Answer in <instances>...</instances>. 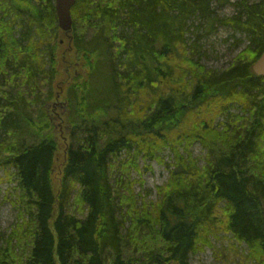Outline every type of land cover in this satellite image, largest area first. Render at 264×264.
Instances as JSON below:
<instances>
[{
  "label": "trees",
  "instance_id": "16d2710c",
  "mask_svg": "<svg viewBox=\"0 0 264 264\" xmlns=\"http://www.w3.org/2000/svg\"><path fill=\"white\" fill-rule=\"evenodd\" d=\"M71 17L67 39L53 0H0V180L17 211L0 264H190L222 240L234 264H264V0H76ZM215 25L247 43L222 71L198 47ZM152 161L168 173L156 201L132 178Z\"/></svg>",
  "mask_w": 264,
  "mask_h": 264
},
{
  "label": "rangeland",
  "instance_id": "374dc122",
  "mask_svg": "<svg viewBox=\"0 0 264 264\" xmlns=\"http://www.w3.org/2000/svg\"><path fill=\"white\" fill-rule=\"evenodd\" d=\"M236 0H229V2H233ZM250 2H254L256 0H248ZM214 17L218 19H225L234 14V9L230 5L219 6L217 3L214 4ZM57 23V22H56ZM201 38L198 42V47H200V53L205 54V57L201 60V63L210 70L222 71L227 69L229 65L232 64L234 58L239 55L240 49H244L247 45L246 39L239 32H234L232 29L227 28L221 25H215L212 32H206L205 29L200 30L198 33ZM241 39L243 43L240 45V48L234 47L236 40ZM62 44L61 46L65 49L67 48L66 38H61ZM78 69L79 66L76 65L74 70V76L78 77ZM69 70V67H68ZM66 71L68 76L67 80L72 82L73 78ZM81 74L84 76L86 71H81ZM65 84L68 83H57L56 86V96L55 100L50 104L51 105V120L53 125L55 126L57 135V141L59 145V153L62 155L65 147L68 145L67 140V131H68V116H69V108L68 103L65 101ZM67 124V125H65ZM65 139V142H64ZM63 140V141H62ZM192 155L193 157H197L203 159L204 151L199 143H195L192 147ZM166 162H169L167 156L165 158ZM150 169L145 170L144 165L140 162L141 166V174L142 176H137L134 172L132 173V178L143 180V187H140L138 183L134 186V191L136 194L142 193L143 189L149 192V200L156 201V186H161L164 184L168 178V173L165 168L157 164L156 161H152L148 163ZM146 164V165H148ZM3 174L0 173V177ZM12 184L5 180H0V232L8 234L10 229L17 222V211L12 205L10 200H14L13 192L10 191ZM11 196V197H10ZM215 249H217V253L214 254L213 250L205 248L203 252L198 253L196 255H191L189 258L190 264H234L232 259L234 257V252L231 248L227 247V242L222 240L220 242H216Z\"/></svg>",
  "mask_w": 264,
  "mask_h": 264
},
{
  "label": "water",
  "instance_id": "95a60500",
  "mask_svg": "<svg viewBox=\"0 0 264 264\" xmlns=\"http://www.w3.org/2000/svg\"><path fill=\"white\" fill-rule=\"evenodd\" d=\"M75 2L76 0H54L57 15V26L65 33L71 30V9ZM252 71L255 75L264 77V52L253 64Z\"/></svg>",
  "mask_w": 264,
  "mask_h": 264
},
{
  "label": "bare ground",
  "instance_id": "6f19581e",
  "mask_svg": "<svg viewBox=\"0 0 264 264\" xmlns=\"http://www.w3.org/2000/svg\"><path fill=\"white\" fill-rule=\"evenodd\" d=\"M54 4V3H53ZM54 11H55V14H56V10H55V5H54ZM56 19H57V15H56ZM207 29V28H206ZM250 65V64H249ZM253 72V71H252ZM254 74V73H253ZM248 110V109H247ZM48 123V122H47ZM210 123V122H209ZM231 124V123H230ZM210 126V125H209ZM50 130V129H49ZM171 142V141H170ZM132 143V142H131ZM223 144V143H222ZM221 145V144H220ZM222 146V145H221ZM178 154V153H177ZM6 156V155H5ZM175 159V158H174ZM190 162V161H189ZM149 166V165H148ZM174 166V165H173ZM190 166V165H189ZM195 169V168H194ZM176 176V175H175ZM179 177V175H178ZM170 179V178H169ZM172 189V187H171ZM167 192V191H166Z\"/></svg>",
  "mask_w": 264,
  "mask_h": 264
}]
</instances>
